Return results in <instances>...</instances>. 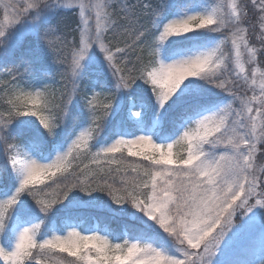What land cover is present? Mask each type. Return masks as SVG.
Instances as JSON below:
<instances>
[{"label": "snow or ice", "instance_id": "obj_1", "mask_svg": "<svg viewBox=\"0 0 264 264\" xmlns=\"http://www.w3.org/2000/svg\"><path fill=\"white\" fill-rule=\"evenodd\" d=\"M0 264H264V0H0Z\"/></svg>", "mask_w": 264, "mask_h": 264}, {"label": "trees", "instance_id": "obj_2", "mask_svg": "<svg viewBox=\"0 0 264 264\" xmlns=\"http://www.w3.org/2000/svg\"><path fill=\"white\" fill-rule=\"evenodd\" d=\"M31 39V37H27L24 41V43L21 46V49L26 48L28 45V41ZM17 55H19V52H17ZM113 227H118L116 224H113Z\"/></svg>", "mask_w": 264, "mask_h": 264}]
</instances>
